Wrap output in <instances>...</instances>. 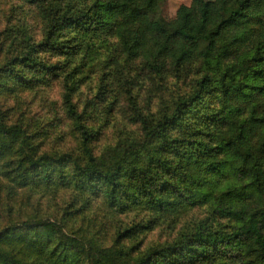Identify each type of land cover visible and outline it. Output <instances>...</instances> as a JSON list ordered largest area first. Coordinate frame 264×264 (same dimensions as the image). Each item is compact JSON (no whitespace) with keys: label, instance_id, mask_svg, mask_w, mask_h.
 Here are the masks:
<instances>
[{"label":"trees","instance_id":"16d2710c","mask_svg":"<svg viewBox=\"0 0 264 264\" xmlns=\"http://www.w3.org/2000/svg\"><path fill=\"white\" fill-rule=\"evenodd\" d=\"M14 1L32 6L39 34L0 30V264H264V0H191L169 20L164 0ZM113 46L154 76L196 66L155 113L128 96L136 131L97 148L101 81L93 95L74 93ZM55 83L58 100L46 102ZM62 120L75 139L65 148L50 140ZM96 200L115 213H208L141 246L133 238L151 220L102 237L94 217L83 221Z\"/></svg>","mask_w":264,"mask_h":264},{"label":"rangeland","instance_id":"374dc122","mask_svg":"<svg viewBox=\"0 0 264 264\" xmlns=\"http://www.w3.org/2000/svg\"><path fill=\"white\" fill-rule=\"evenodd\" d=\"M190 1L164 0L160 6V14L166 20L172 19L178 5L188 4ZM17 24H23L28 32L33 33L35 37L38 36L39 19L32 6L14 0L0 1V30L3 28L12 29V25ZM116 48L113 46L111 49L112 60L96 63L88 70H82V85L78 92L74 93V100L93 95L92 92H95L98 80L101 81L99 84L103 86L105 99L94 104L92 110L93 125L98 126L100 132L96 141L97 148L113 142V138L119 132L134 133L136 131L137 126L130 119L132 110L128 103V96L133 98L140 111L155 113L164 104L169 105L176 93L179 94L188 88L194 66H196V60L190 59L177 70L167 67L160 77L154 76L146 71L139 58L125 59L119 50L116 51ZM100 50L99 56L104 58L106 51L101 48ZM55 58L53 57L52 60ZM59 92L60 85L55 83L45 88L42 95L45 96L46 102L57 101ZM33 95L36 94L26 93L24 99H30ZM37 102L38 97L30 99L31 105H35ZM197 105L200 111H206L213 105L212 95L204 97ZM106 106L109 108L107 109ZM52 130L54 131L50 135V140H57L59 146L66 145L62 148L70 146L75 140L66 121L62 120V123L55 124ZM207 213L206 204L184 208L177 213L163 216H153L147 210L136 209L115 213L109 211L96 200L82 214L84 222L94 217L95 227L99 234L102 237L106 235L107 238L113 234V231L122 229L129 224L136 222L147 224V221L151 220L149 229L133 238L136 241L140 240L141 246H147L171 239L179 230L192 226L204 218Z\"/></svg>","mask_w":264,"mask_h":264}]
</instances>
